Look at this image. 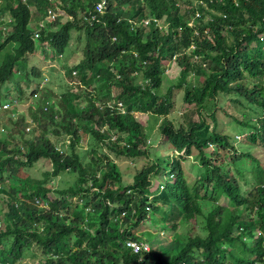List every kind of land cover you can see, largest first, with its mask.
<instances>
[{
	"label": "trees",
	"instance_id": "obj_1",
	"mask_svg": "<svg viewBox=\"0 0 264 264\" xmlns=\"http://www.w3.org/2000/svg\"><path fill=\"white\" fill-rule=\"evenodd\" d=\"M75 31L85 46L67 67V92L41 87L36 66L29 85L14 83L18 95L5 87L38 47L63 55ZM174 62L179 77L162 93ZM174 89L188 109L172 119ZM25 90L30 119L16 111ZM0 98L12 106L0 133V264H20L33 249L38 264H264V0H0ZM223 99L248 114L230 115ZM221 110L249 130L241 150ZM137 112L162 118L166 156L151 157ZM50 133L69 137L70 150ZM192 156L201 170L193 181L184 164ZM121 157L151 164L124 183ZM43 161L52 167L32 177ZM64 172L77 174L70 186L49 185ZM157 215L163 229L186 223L185 233L164 243L160 231L153 239L140 230ZM129 240L149 249L137 253Z\"/></svg>",
	"mask_w": 264,
	"mask_h": 264
},
{
	"label": "rangeland",
	"instance_id": "obj_2",
	"mask_svg": "<svg viewBox=\"0 0 264 264\" xmlns=\"http://www.w3.org/2000/svg\"><path fill=\"white\" fill-rule=\"evenodd\" d=\"M8 16V15H7ZM9 17V16H8ZM67 17L64 18L66 20ZM38 46V43H37ZM85 46V37L83 33L74 32L73 38L71 40L70 47L67 49V51L58 57H48L46 52L38 47L37 51L35 53L29 54L26 60H22L20 64V71L16 72L14 75L13 80L10 82V84H6L5 87L10 88L12 87V94L18 95L15 91L14 85L18 83H23L22 86L25 87L29 85L27 82V71L29 70V66H36L41 70V76L38 78H34L35 80H38L40 83V86H44L45 88H50L55 93H63L67 92L68 88L72 87V85H75V81H72L67 74V67L72 66L74 63L77 64L80 62L79 59L83 57V49ZM79 60V61H78ZM179 77V68L177 62L172 63L169 66V69L166 71V75L164 77V85L162 88V93H166L168 88L172 85V83L176 82ZM142 77L140 76L139 79ZM16 82V83H15ZM34 82V81H33ZM36 82V81H35ZM15 83V84H14ZM32 84V83H31ZM35 84V83H34ZM33 84V85H34ZM20 85V84H19ZM28 89V88H25ZM41 89V88H40ZM25 97L19 101V103L16 106V111L21 114L27 115V118L30 119V105L33 103L32 94H30V90H25ZM45 96V93L42 91H39L37 95L35 96L38 100V98L43 95ZM183 89H174V96L176 100V104L174 107L173 113L170 115V118L175 119L179 118L181 113L184 112L186 109H188L186 103L183 100ZM49 99V98H48ZM49 102H52V99H49ZM221 104L227 110V112L232 116H239L240 113H247L248 109L242 107V105L226 101L223 99L221 101ZM0 131L2 128H6L5 121L10 119V113L6 112L4 109H8V101L2 100L0 98ZM12 106H10L11 108ZM12 116L15 118V114ZM241 116V115H240ZM136 117L139 121H142L144 124H146L147 133L150 134V143L151 146V157L155 156H166V153H169V151L164 150L163 145L161 144V134L159 132V124L161 122V119H158L157 124H155V117L150 116V114H143L140 112L136 113ZM220 117L221 122L220 126H223L226 131L233 130V133H235V139L236 143L238 144V149L241 150L243 144L246 143V139H242L243 135H246L249 130L246 127L241 126L240 124L234 123L232 121V118L229 117L226 113H224L222 110L220 111ZM211 121V119H209ZM9 128H12V124L8 125ZM151 127V128H150ZM51 137L58 141V146L64 150H70V139L67 136H61L58 138L54 134L50 133ZM96 145V141L93 140L92 136L89 135V138L85 140L82 145H80V150L82 152V155L85 156V160L89 161L91 159V155L88 153V151ZM101 150L103 152L108 153V149L104 146H101ZM167 150V148H166ZM172 155H178L177 151H170ZM264 157V155L262 156ZM198 160L196 159V156L189 157L185 160V169L187 172L188 178L193 181L199 176V172L201 171L199 167L197 166ZM151 164V160L149 158L143 157L139 158L137 160H131L129 158L121 157L118 161V165L120 167V171L122 172L123 176V182L124 183H131L134 180V175L137 173L138 169ZM250 161H247L245 163V168H249ZM52 164L49 161H43L38 163L34 168L30 169V173L32 177L35 178H42L43 172L47 168H51ZM77 174L72 172H64L60 176L51 179L49 182V185L61 189V188H67L76 180ZM250 188V186H248ZM153 188L152 194L157 193L161 188ZM151 192V191H150ZM52 196H55V194H51ZM0 209H4L3 205V198L2 193H0ZM159 217L153 216V221H149L147 223H144L140 230H150L152 233L149 235L151 238H156V232L160 231L161 236L164 238V243H169L174 235L177 232L185 233L187 224H183V222H178V226L176 229L169 228V229H163L159 225L160 222L158 220ZM190 227V225H189ZM149 236H147L149 238ZM157 246V244L155 245ZM41 257V253L38 250H31L30 253H28L25 258L22 260L20 264H38L39 258Z\"/></svg>",
	"mask_w": 264,
	"mask_h": 264
},
{
	"label": "built area",
	"instance_id": "obj_3",
	"mask_svg": "<svg viewBox=\"0 0 264 264\" xmlns=\"http://www.w3.org/2000/svg\"><path fill=\"white\" fill-rule=\"evenodd\" d=\"M102 9H103V4L102 3L98 4L97 10L98 11H102ZM150 21H151V19H147V20L144 21V23L145 24H149ZM157 23H159V25H161V22L160 21H158ZM36 37H38V33H36ZM117 104H118V108L119 109H121L122 111H125L124 104L122 102H118ZM127 244H128V246H130L131 248H133L134 251L137 252V253L140 252L143 249H146V250L149 249L148 243H146L144 241L129 240L127 242Z\"/></svg>",
	"mask_w": 264,
	"mask_h": 264
},
{
	"label": "clouds",
	"instance_id": "obj_4",
	"mask_svg": "<svg viewBox=\"0 0 264 264\" xmlns=\"http://www.w3.org/2000/svg\"><path fill=\"white\" fill-rule=\"evenodd\" d=\"M9 105V104H8ZM0 106H2V105H0ZM10 106H8L7 108H9ZM28 129H30V128H28ZM0 133L2 134V130L0 131Z\"/></svg>",
	"mask_w": 264,
	"mask_h": 264
}]
</instances>
